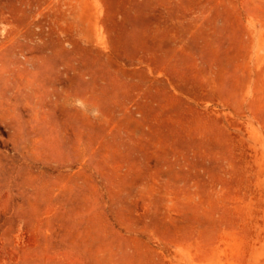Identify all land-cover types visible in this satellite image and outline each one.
Listing matches in <instances>:
<instances>
[{
	"label": "rangeland",
	"instance_id": "374dc122",
	"mask_svg": "<svg viewBox=\"0 0 264 264\" xmlns=\"http://www.w3.org/2000/svg\"><path fill=\"white\" fill-rule=\"evenodd\" d=\"M0 264H264V0H0Z\"/></svg>",
	"mask_w": 264,
	"mask_h": 264
}]
</instances>
